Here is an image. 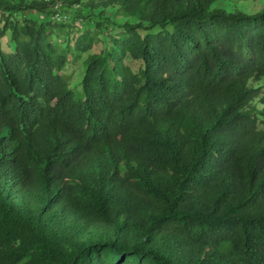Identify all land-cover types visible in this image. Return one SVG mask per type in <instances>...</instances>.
I'll return each instance as SVG.
<instances>
[{"label": "trees", "instance_id": "1", "mask_svg": "<svg viewBox=\"0 0 264 264\" xmlns=\"http://www.w3.org/2000/svg\"><path fill=\"white\" fill-rule=\"evenodd\" d=\"M215 2L0 0V264H264V8Z\"/></svg>", "mask_w": 264, "mask_h": 264}, {"label": "rangeland", "instance_id": "2", "mask_svg": "<svg viewBox=\"0 0 264 264\" xmlns=\"http://www.w3.org/2000/svg\"><path fill=\"white\" fill-rule=\"evenodd\" d=\"M264 8V0H216L213 4L212 9H223L227 13H236L242 12L244 14H257L261 12ZM75 37H78L80 33L83 31L81 27L78 25L75 26ZM9 38L4 40V50L5 52L9 53L12 51V47H10V42L8 41ZM104 48V43H97L93 52H100ZM89 53L81 54L75 56L72 54L69 57V65L68 67L62 72L67 77V80L70 81L72 86L77 90H80L81 81L84 75V60L88 56ZM136 67V65H135Z\"/></svg>", "mask_w": 264, "mask_h": 264}, {"label": "built area", "instance_id": "3", "mask_svg": "<svg viewBox=\"0 0 264 264\" xmlns=\"http://www.w3.org/2000/svg\"><path fill=\"white\" fill-rule=\"evenodd\" d=\"M60 4H58L57 6H56V11L57 10H59L60 9ZM53 19L56 21V22H58V23H61V22H65V21H67V17L66 16H64V15H62L61 14V12H56L55 13V15L53 16Z\"/></svg>", "mask_w": 264, "mask_h": 264}]
</instances>
